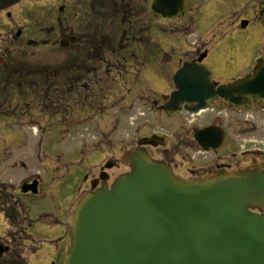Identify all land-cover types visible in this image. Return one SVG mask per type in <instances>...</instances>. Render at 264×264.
I'll use <instances>...</instances> for the list:
<instances>
[{
  "label": "flooded vegetation",
  "instance_id": "obj_1",
  "mask_svg": "<svg viewBox=\"0 0 264 264\" xmlns=\"http://www.w3.org/2000/svg\"><path fill=\"white\" fill-rule=\"evenodd\" d=\"M152 1L16 0L14 5L0 9V127L21 124L26 118L49 130L82 126L89 132L90 127L96 128L95 144L89 150L91 161L81 173L82 187L78 193L107 187L124 172L122 149H108L106 132L110 116L102 98L129 101L130 110L141 108L142 104L159 109L174 90L173 73L183 63L197 62L205 54L201 63L210 67L212 76L219 68L232 73L243 70L242 76L226 82L230 84L250 75L260 58L252 60L247 55V42L240 37L247 31L246 8L225 16L223 11L227 7L224 9L221 2H216L209 11L216 18L217 28H226L212 37L220 58L211 62L206 51L209 45L197 39L178 56L174 72L156 73V14L151 8ZM235 2L239 0H233L230 7L239 5L235 6ZM196 14L190 3L187 11L177 18L189 15L190 23ZM181 36L179 33L178 37ZM29 48L62 52L64 60H36V71L30 72L32 64L26 58ZM33 75L36 80L31 79ZM28 84L35 88L27 89ZM214 107L219 111L206 115L201 124L185 119L178 123L179 116L170 117L168 127L165 125L163 129L169 140L163 147L146 148L151 160L167 165L175 177L183 180L204 179L216 173L229 175L248 166L264 165V151L254 155L247 152V141L243 139L247 136L244 125L250 108L238 110L237 116L244 118L238 121L226 117L229 111L236 114L237 110L222 100ZM32 112L36 113V119L30 116ZM262 118L259 127L264 131V114ZM250 119L256 122L253 117ZM206 128L213 129L212 137L202 139L208 152L194 139L195 131Z\"/></svg>",
  "mask_w": 264,
  "mask_h": 264
},
{
  "label": "water",
  "instance_id": "obj_2",
  "mask_svg": "<svg viewBox=\"0 0 264 264\" xmlns=\"http://www.w3.org/2000/svg\"><path fill=\"white\" fill-rule=\"evenodd\" d=\"M15 2L0 0V9ZM182 9V0L153 4L168 18ZM210 79L208 68L184 64L165 113L182 105L194 113L218 98L240 109L264 105V61L230 85L214 89ZM144 154L128 153L130 172L73 208L70 246L60 264H264V220L251 211L264 213V166L182 181ZM35 190L34 182L21 191Z\"/></svg>",
  "mask_w": 264,
  "mask_h": 264
},
{
  "label": "rangeland",
  "instance_id": "obj_3",
  "mask_svg": "<svg viewBox=\"0 0 264 264\" xmlns=\"http://www.w3.org/2000/svg\"><path fill=\"white\" fill-rule=\"evenodd\" d=\"M232 1L192 0V7L196 9L197 14L196 17H191L189 25L186 20L189 15H185L184 18L166 20L169 25L164 23V21L158 20L155 30L157 51L172 56L170 50L173 49L183 55V50L184 53L187 50L188 45L186 43L190 44L188 48H191L194 40L203 38V40H208L207 44L209 46L207 50L211 56V62L218 60L220 53L215 48L212 37L226 28L224 27L220 30L221 28H217L218 26L212 27L215 18L211 16L206 7L212 8V5L216 2H221L220 6L222 5V8L225 9L227 7L228 9L223 11L225 16L235 14L238 10L241 11L246 8L244 18L248 23L247 31L242 33L240 37L247 42L245 45L247 55L254 59L264 50V0H239V2L234 3L235 6L239 4L238 6L230 7ZM159 25L163 26L159 27ZM186 25H188V28L190 27L189 30L186 29L188 32L185 30ZM177 32L182 33L180 38L183 37V39L181 42L178 39L179 33ZM168 56L162 57L161 55V58L157 57L156 73H172L175 71L177 57H174V63H172ZM26 58L29 64H32V66H29V71L34 72L36 71V60H46L48 62L50 60H64V53H52L48 49L29 48V54ZM249 61L251 62L252 60ZM219 70L213 74L212 80L221 84L244 74L243 70L236 73H232L233 71L231 72L230 70L223 71L221 68ZM213 72L215 71L213 70ZM36 77L33 75L31 79L36 80ZM33 88L35 87H31L28 84L27 89ZM102 99H105L103 105L107 106L106 109L110 116L107 131L111 119L118 118V122L120 121L116 130L109 132L106 136L109 150L119 151L121 148L124 153L133 148L137 142L136 139L143 135L139 133V127L157 130L159 125H161L163 129V125L166 122L164 117L159 115L144 114L143 117L140 116L144 112H138L139 107L130 110L129 106H127L130 103L129 101L116 102L119 97L107 96V98ZM115 103L123 106V108L120 109L119 106H115ZM46 109L53 110L51 107ZM31 114L30 116L36 119V113L32 112ZM204 115L203 113L193 117L179 115L176 120H179L177 121L178 123L185 119V121H194V124H201L205 122L203 121L205 119ZM226 117L229 120L241 121L244 119L243 116H237L234 111L226 113ZM262 117L260 114L256 119L261 120ZM251 122L247 121V124L244 125V128L247 129V136L243 139H245V142L247 141V149L251 150L253 147H257L253 148L254 150L264 148V134H262L264 131L259 125L255 126V122L254 124ZM166 123L167 126L165 128L168 127L169 122ZM150 129L146 131L149 133L151 132ZM52 132L55 136L52 134L45 135V138L41 141L42 132L30 124L28 126L18 125V127L10 124L4 128L0 127V184H5L6 187H2L4 190H10L11 196H13L12 201L15 202H13V206L18 204V206H12L13 210L17 211L21 216V219L18 218L16 223L11 225L4 222L3 217L0 215V248L4 258H7L11 253L13 254V252L20 251L27 264H57V251L64 252L69 245L68 239L64 237L66 232L63 230L65 227L63 226L65 225L63 220L66 218L72 204L71 199L74 197L73 199L76 202V198L81 194L76 192L82 182L81 173L85 171V167L91 161L88 159L89 150L93 148L96 137L93 135V130L89 132L82 130L81 133L87 137L84 139V137H80L82 136L80 134L77 136L74 129L69 126L59 127ZM251 140H256L257 142H250ZM80 169L82 170L81 172L79 171ZM34 179L39 180L38 195L20 196L21 194L18 192L19 185ZM12 207L10 205V208ZM29 221L31 222L29 232L32 238L31 242L26 244L21 239L18 241L16 236L19 235L20 231H24L29 225ZM61 223L62 225H60ZM6 247L10 252L4 250Z\"/></svg>",
  "mask_w": 264,
  "mask_h": 264
},
{
  "label": "trees",
  "instance_id": "obj_4",
  "mask_svg": "<svg viewBox=\"0 0 264 264\" xmlns=\"http://www.w3.org/2000/svg\"><path fill=\"white\" fill-rule=\"evenodd\" d=\"M7 204V197L4 195V193H0V209H4L5 205ZM3 213H5L8 223H10L11 225L12 223H16L19 217V214L17 213V211L13 210V207L10 208V210L4 211ZM19 252H13V254L11 253L10 255H8L7 258H4L2 255H0V264H25Z\"/></svg>",
  "mask_w": 264,
  "mask_h": 264
}]
</instances>
